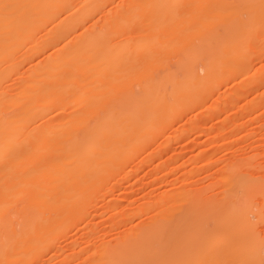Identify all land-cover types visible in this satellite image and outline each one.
I'll list each match as a JSON object with an SVG mask.
<instances>
[{"label":"bare ground","instance_id":"6f19581e","mask_svg":"<svg viewBox=\"0 0 264 264\" xmlns=\"http://www.w3.org/2000/svg\"><path fill=\"white\" fill-rule=\"evenodd\" d=\"M111 1L0 0V264H31L45 249L63 245L72 218L99 215L100 208L89 204L100 199L101 188L105 199L114 201L112 166L137 149L150 125L178 112L175 102H195L198 88L244 56L240 37L264 24V0H233L252 5L247 19L234 10L208 16L204 27L210 30L199 29L201 43L182 49L180 65L160 79L152 77L140 97H128L116 108L113 75L130 48L115 35L139 22L142 11L149 33L144 32L140 48L147 50L157 36L184 33L177 25L183 14L176 9H194L197 0H136L128 11L108 12L103 26L85 29L73 43L53 48ZM62 9L71 12L51 26ZM190 16L195 17L194 10ZM188 28L194 34L199 26L194 21ZM41 31L44 40L35 39ZM49 48L10 88L23 62ZM198 62L203 77L196 74ZM104 98L97 112L93 107ZM56 106L60 111L52 116ZM93 114L97 117L90 120ZM231 167L222 176L227 181L221 192L212 185L195 190L189 183L188 189L166 192L141 209L123 208L128 222L139 210L155 207L159 212L112 242L97 243L84 264H264V168L244 174ZM117 202L114 207H121ZM114 216L117 220L120 214ZM70 244L69 257L85 253L74 241Z\"/></svg>","mask_w":264,"mask_h":264},{"label":"rangeland","instance_id":"374dc122","mask_svg":"<svg viewBox=\"0 0 264 264\" xmlns=\"http://www.w3.org/2000/svg\"><path fill=\"white\" fill-rule=\"evenodd\" d=\"M135 1L112 0L78 24L71 31L68 40L61 38L53 48L73 43L85 29L103 26L107 23L108 12L114 15L120 10L128 11ZM256 6L260 8L263 5L257 3ZM250 8L252 5L233 0H224L223 3L197 0L194 9L191 5H182L176 9V13L179 11L183 14L177 25L184 29V33L157 36L153 46L147 50L140 48L147 36L144 32L149 33L146 16L144 18L141 11L139 22L130 23L125 30L115 35L116 40L126 39L130 52L122 58V63L116 67L113 75L112 107L119 108L118 104L128 97H140L143 87L152 77L160 79L174 71L184 59L182 49L201 43L203 35L199 34V29L210 30L204 27L208 16L223 10H234L247 19ZM192 10L195 17L190 16ZM69 12L71 10L62 9L56 15L58 20L51 23V26ZM211 20L219 24L220 19ZM194 21L199 28L191 34L188 27ZM43 32L35 39L44 40ZM240 38L244 40V56L232 61L210 85L198 88L195 91L198 95L195 102L190 104L187 99L175 102L178 112L169 118L162 117L154 125H150L149 133L140 140L137 149L124 158L125 161L123 159L112 166V197L122 206L114 207V201L105 199V188H101L103 190L98 192L100 199L89 204L90 209L96 206L100 208L99 215L90 214L77 221L72 218L68 233L62 238L65 240L63 245L60 248L45 249L31 264H84L85 257L95 251L100 242H112L117 236L126 234L134 224L151 219L159 212L155 207L139 210L137 218L128 222L126 216L121 214L123 208L141 209L146 202L158 201L166 192L176 194L182 187L188 189L186 185L190 184L189 187H196L195 190L212 185L216 191L221 192L227 181L222 176L229 167H237L244 174L256 173V166L264 168V24ZM51 49L24 61L21 71L13 75L9 87L16 88L21 82L22 72L45 58ZM195 70L198 76L205 75L201 62L197 63ZM105 99L94 105L97 112L104 107ZM59 111V107H52L49 114L55 116ZM96 117L95 114L90 115V120ZM194 169L197 170L196 173ZM123 175H128V178L122 180ZM115 214H120L117 220L113 219ZM12 217L16 220L18 218L15 215ZM251 217L257 220L255 213ZM90 232L91 237L88 236ZM73 241L78 244V250H85L83 255L69 257L68 253L73 251L70 244ZM66 255L69 258L63 259Z\"/></svg>","mask_w":264,"mask_h":264}]
</instances>
